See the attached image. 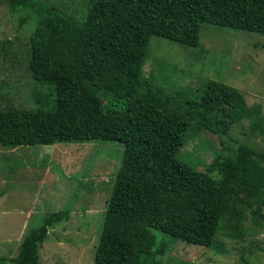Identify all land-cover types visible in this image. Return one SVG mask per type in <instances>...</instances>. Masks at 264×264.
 Returning <instances> with one entry per match:
<instances>
[{
	"label": "trees",
	"instance_id": "trees-1",
	"mask_svg": "<svg viewBox=\"0 0 264 264\" xmlns=\"http://www.w3.org/2000/svg\"><path fill=\"white\" fill-rule=\"evenodd\" d=\"M4 2L19 27L39 18L27 67L47 91L33 89L35 108L0 107V145L77 140L123 147L93 264H158L159 233L214 248L223 220L238 231L227 236H243L246 211L255 225L264 224V154L261 162L249 147L229 148L233 154L206 171L177 157L193 121L224 135L249 118L252 135H262L260 107L211 79L194 97L195 108L170 109L142 74L152 36L199 47L203 25L264 34V0H94L83 20L42 0ZM215 170L219 178L210 175ZM68 214L45 212L39 225L27 228L17 254L1 256L0 264H39L48 228Z\"/></svg>",
	"mask_w": 264,
	"mask_h": 264
},
{
	"label": "rangeland",
	"instance_id": "rangeland-1",
	"mask_svg": "<svg viewBox=\"0 0 264 264\" xmlns=\"http://www.w3.org/2000/svg\"><path fill=\"white\" fill-rule=\"evenodd\" d=\"M77 20H83L94 0H42ZM35 16L22 27L4 0H0V107L35 108L36 85L27 67L29 38L38 23ZM6 40L10 42L3 46ZM149 88L167 108H195L204 84L211 79L239 89L249 107L258 105L264 116V34L203 25L200 46L189 47L152 36L142 68ZM145 90V88H143ZM186 130L177 157L206 171L217 158L233 154L240 145L251 148L261 162L264 132L253 136L250 119L242 118L221 135L198 128ZM237 152V151H236ZM118 142L58 141L52 145H0V257L17 254L27 230L41 223L45 212L68 209L67 220L48 228L39 249V264H93L96 244L113 180L122 158ZM238 153V152H237ZM214 178L221 176L211 171ZM241 238L222 222L215 247L172 240L159 233L158 264H264V224L255 225L246 211ZM11 264V263H6Z\"/></svg>",
	"mask_w": 264,
	"mask_h": 264
}]
</instances>
